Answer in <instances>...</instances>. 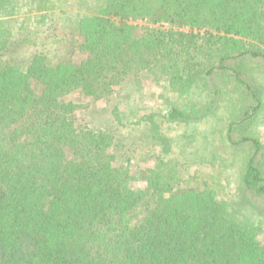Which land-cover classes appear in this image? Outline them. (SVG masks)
Instances as JSON below:
<instances>
[{"label":"trees","instance_id":"obj_1","mask_svg":"<svg viewBox=\"0 0 264 264\" xmlns=\"http://www.w3.org/2000/svg\"><path fill=\"white\" fill-rule=\"evenodd\" d=\"M139 19L152 25L138 36ZM248 60L264 67V0H0V264H264L249 199L264 202V145L247 132L264 99ZM216 77L239 94L226 138L246 148L224 201L214 181L183 186L163 129L207 115L213 100L181 99ZM144 78L177 99L140 116ZM231 91L207 94L235 103ZM130 118L142 135H123ZM149 145L136 188L132 161Z\"/></svg>","mask_w":264,"mask_h":264},{"label":"rangeland","instance_id":"obj_2","mask_svg":"<svg viewBox=\"0 0 264 264\" xmlns=\"http://www.w3.org/2000/svg\"><path fill=\"white\" fill-rule=\"evenodd\" d=\"M136 26V34L142 35L144 28L152 25L146 19H139L134 22ZM246 70V77L250 84L256 89L263 92L264 99V67L254 60H248L240 63ZM227 87L235 98L230 97L224 103H221V94H214L212 97L208 96V92L212 90ZM233 83L229 79L216 77L214 81H210L208 89L204 91H196L193 96L184 97L181 103L188 102V98L196 100L199 103L205 104L212 102L211 109L204 108L203 112L207 115L202 116L201 119L189 124L181 122H164L163 129L168 137L173 138L172 151L170 157L178 159L181 163L187 165L189 174L186 176V181L183 186L195 187L203 185L205 181H214V187L218 191L219 199L224 201L236 193V188L240 186L242 162L246 155V148L232 146L226 138L228 124L232 121L231 112L234 116L242 115L240 112L241 101L237 98L239 95L237 90H233ZM143 97L137 102V109L140 111V116L149 113L150 111H158L166 108L165 100L162 94L177 99V95L170 91L165 82H157L153 78H144L142 84ZM78 93L75 95L77 96ZM90 103V102H87ZM237 103V104H236ZM253 99L248 100L247 106L255 105ZM93 104H91L92 106ZM103 102H97L99 108L103 107ZM240 105V106H237ZM97 121L110 125L112 121L107 115H95ZM105 119V120H104ZM133 118L129 119V126L121 128L124 136L142 135L143 130L137 126H133L130 122ZM248 133L259 138L264 145V106L260 112L249 120ZM149 150L150 155L146 154ZM159 148L154 145L142 147L136 152V157L132 161V171L136 173V180L133 186L136 188H145L146 181L143 172L138 173L139 168H146L154 166L155 157ZM124 161V160H123ZM121 165L126 163L119 162ZM138 168V169H137ZM215 177V180H213ZM249 199L256 206L262 208L261 212L264 213V202L256 199L253 195L249 194ZM259 209V208H258ZM264 220V216L262 218ZM264 236V234H263Z\"/></svg>","mask_w":264,"mask_h":264}]
</instances>
